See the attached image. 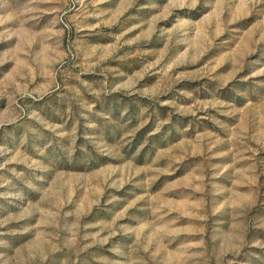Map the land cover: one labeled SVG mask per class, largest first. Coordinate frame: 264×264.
Segmentation results:
<instances>
[{
    "label": "rangeland",
    "instance_id": "1",
    "mask_svg": "<svg viewBox=\"0 0 264 264\" xmlns=\"http://www.w3.org/2000/svg\"><path fill=\"white\" fill-rule=\"evenodd\" d=\"M0 264H264V0H0Z\"/></svg>",
    "mask_w": 264,
    "mask_h": 264
}]
</instances>
